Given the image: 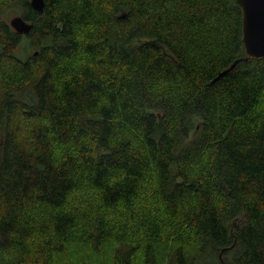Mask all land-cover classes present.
I'll use <instances>...</instances> for the list:
<instances>
[{"label": "trees", "instance_id": "1", "mask_svg": "<svg viewBox=\"0 0 264 264\" xmlns=\"http://www.w3.org/2000/svg\"><path fill=\"white\" fill-rule=\"evenodd\" d=\"M43 2L0 0V264H264L239 4Z\"/></svg>", "mask_w": 264, "mask_h": 264}, {"label": "water", "instance_id": "2", "mask_svg": "<svg viewBox=\"0 0 264 264\" xmlns=\"http://www.w3.org/2000/svg\"><path fill=\"white\" fill-rule=\"evenodd\" d=\"M241 8V29L245 57L253 59L264 58V0H235ZM30 5L41 11L43 0H30ZM10 25L19 33L27 34L31 24L24 21L20 16H13ZM241 59H236L228 69L233 68Z\"/></svg>", "mask_w": 264, "mask_h": 264}]
</instances>
